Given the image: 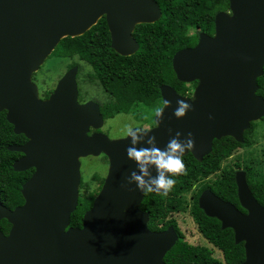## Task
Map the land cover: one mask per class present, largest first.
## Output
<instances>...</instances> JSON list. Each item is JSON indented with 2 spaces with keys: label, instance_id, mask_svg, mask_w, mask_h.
I'll return each mask as SVG.
<instances>
[{
  "label": "water",
  "instance_id": "water-1",
  "mask_svg": "<svg viewBox=\"0 0 264 264\" xmlns=\"http://www.w3.org/2000/svg\"><path fill=\"white\" fill-rule=\"evenodd\" d=\"M229 9L215 14L213 35L201 32L193 47L173 55L177 79L198 83L192 98L160 86L163 113L155 114L149 133L158 148L176 133L181 139L190 133L193 146L183 156L190 152L201 161L214 139L231 136L243 143L251 122L264 117V98L256 93L264 66V0H229ZM161 14L155 0H0V112L6 111L15 134L28 138L7 149L24 153L12 164L14 171L35 169L23 185V205L11 210L0 203V220L11 224L7 235L0 231V264H166L164 256L179 236L173 226L147 227L148 214L140 209L145 191L127 181L135 170L126 157L128 137L112 142L102 132L89 133L102 126L103 116L97 102H79L78 67L68 69L46 99L32 82L63 38L84 34L101 17L112 49L130 56L139 47L135 27ZM181 99L192 107L177 118L173 111ZM100 153L109 158L108 175L82 226L72 227L79 158ZM235 182L246 213L209 188L198 206L222 229H232L236 244L243 243L241 264H264V206L253 197L244 171L236 172Z\"/></svg>",
  "mask_w": 264,
  "mask_h": 264
},
{
  "label": "trees",
  "instance_id": "trees-1",
  "mask_svg": "<svg viewBox=\"0 0 264 264\" xmlns=\"http://www.w3.org/2000/svg\"><path fill=\"white\" fill-rule=\"evenodd\" d=\"M155 1L160 6L161 17L154 23L135 27L133 36L139 47L134 54L122 56L112 49L103 16L84 34L63 38L50 55L56 61L77 58L89 65L91 70L87 72L88 79L97 83L108 96L107 102L100 105L104 118L126 114L138 121H145L147 118L141 114V109L152 110L155 116L156 109L163 104L160 95V86L163 84L172 86L182 96L188 94V87L177 79L171 60L177 51L195 45L199 32L209 34L213 30L216 14L211 11L213 0ZM192 29L195 34L190 35ZM78 61L71 62L68 66L78 67L77 76L82 68ZM257 83L256 93L264 98V66ZM51 92L47 91L45 97ZM78 100H83L81 94L78 95ZM260 120L264 122V117ZM255 127L251 123L248 132L254 134ZM246 135L247 131L243 143L235 141L231 136L214 139L212 150L201 161L196 160L190 152L186 153L182 156L184 172L172 176L175 184L167 194L144 192L140 209L148 214L149 230L161 231L173 226L179 236L164 256L166 264H241L244 261L243 243L236 244L232 229H222L217 219L205 215L198 206V197L203 190L209 188L217 196L241 208L235 172L236 169H243L253 197L264 205V173L245 160L238 159L239 161L231 164L226 162L239 148L249 143ZM16 137L12 125L8 123L4 113H0V199H6L5 202L8 203L17 200L15 205L23 202L20 187L29 176V173L14 171L12 167L17 152L10 151L7 147L15 144ZM102 184L103 180L96 190L80 192L77 207L70 217V226H82L83 216L91 208ZM188 193L189 214L198 231L212 247L190 244L185 240L176 220L167 217L168 209H175L178 201ZM0 226L7 233L11 224L2 219ZM214 248L221 252V259L214 256Z\"/></svg>",
  "mask_w": 264,
  "mask_h": 264
},
{
  "label": "rangeland",
  "instance_id": "rangeland-1",
  "mask_svg": "<svg viewBox=\"0 0 264 264\" xmlns=\"http://www.w3.org/2000/svg\"><path fill=\"white\" fill-rule=\"evenodd\" d=\"M211 11L226 12L229 13V1L228 0H213ZM190 31H193L190 30ZM213 32V30H212ZM78 61L77 58L55 60L49 55L43 64L40 66L32 76V82L37 85L38 95L40 99L45 97V93L49 90L53 91L63 76V74L70 69L68 66L71 62ZM82 66L80 73L76 77L78 92L83 96V100L80 103L86 101H94L99 105L107 102L108 96L103 89L94 82H91L87 77V72L91 70L89 65L83 61H78ZM193 82H184L188 87V94L185 97H193ZM163 107V105H162ZM161 107V108H162ZM141 114L145 118H152V110H140ZM255 124L254 134L247 131V141L249 142L246 146L239 148L235 154H233L226 162L234 163L236 161L245 160V162L254 165L259 172L264 173V122L261 120L251 122ZM142 127L152 130L156 127V122L152 124L140 122L134 119L131 115L118 114L113 118L107 117L103 119L102 126L99 129L90 128L89 133L102 132L108 136L110 141H119L125 139L127 136L124 135L127 126ZM245 132L243 138L245 142ZM80 161V176L81 182L83 183L84 190H96L100 185L101 180H105L109 171V158L105 153H100L97 156L88 155L79 158ZM81 184V183H80ZM190 193L181 198L178 201L175 209H168L167 217H172L176 220L177 225L184 235L185 240L193 245H206L212 247V245L201 235L198 231L196 224L189 214L190 207ZM160 224L162 223L159 221ZM214 256L221 259V252L214 248Z\"/></svg>",
  "mask_w": 264,
  "mask_h": 264
},
{
  "label": "clouds",
  "instance_id": "clouds-1",
  "mask_svg": "<svg viewBox=\"0 0 264 264\" xmlns=\"http://www.w3.org/2000/svg\"><path fill=\"white\" fill-rule=\"evenodd\" d=\"M165 103L167 104V101ZM191 107L185 100H178L173 115L177 118L183 117ZM162 113V108L156 109L157 116ZM150 131L148 128L131 125L125 129L124 135L129 139L126 157L135 164V170L131 171L127 181L129 184L135 183L136 188L141 191H163L167 194L175 184L172 176L184 172L182 156L185 150L193 146V141L190 133L187 139H181L180 133H176L163 148H158L155 136L149 135ZM153 170L155 176L152 175Z\"/></svg>",
  "mask_w": 264,
  "mask_h": 264
},
{
  "label": "flooded vegetation",
  "instance_id": "flooded-vegetation-1",
  "mask_svg": "<svg viewBox=\"0 0 264 264\" xmlns=\"http://www.w3.org/2000/svg\"><path fill=\"white\" fill-rule=\"evenodd\" d=\"M229 1V0H228ZM229 11H230V9H229ZM201 32H199L198 33V37H199V34H200ZM192 34H195V31H190V35H192ZM210 35H213L214 34V27H213V32L211 31L210 33H209ZM194 46V45H193ZM193 46H190V47H193ZM193 83H195V84H193V90L195 89V87H196V85H197V81H194ZM193 93H194V91H193ZM47 97H44L43 99H46ZM163 105V104H162ZM101 107V106H100ZM162 107V106H161ZM101 110V109H100ZM0 113H4V115L6 116V111H2V112H0ZM102 113V112H101ZM124 115H126V114H124ZM102 116H103V114H102ZM116 115H114L113 117H115ZM113 117H110V118H113ZM103 119H105L104 118V116H103ZM140 122H144V124L145 123H150V124H152L153 122H154V115L152 116V118L150 119V118H147L145 121H140ZM250 127H251V124H250ZM250 127H249V129H250ZM249 129H247L246 131H249ZM17 135V137H16V139H15V144H11V145H17V146H21V145H24L27 141H28V138L23 134V133H20V134H16ZM14 152H17V156H16V158H15V160L13 161V163L15 162V161H17V160H19L20 158H22L23 156H24V153L23 152H19V151H14ZM239 170H242V171H244L243 169H236V172L237 171H239ZM34 171H35V169L33 168V167H30V168H28V169H25V170H22V171H17V172H22V173H29V176H27V178L24 180V182H22V184H21V187H20V194H21V196H22V199H23V202L21 203V204H14V202L16 203V201L17 200H11L9 203L8 202H5V200L6 199H4L3 201H1V199H0V203L3 205V206H5L6 208H9V209H14V208H16V207H19V206H21V205H23L24 203H25V199H24V196H23V194H22V188H23V185L32 177V175H33V173H34ZM236 172H235V174H236ZM245 172V171H244ZM103 182H104V180H103ZM80 183H81V181H80ZM237 187V186H236ZM250 189V188H249ZM79 191H80V185H79ZM251 191V190H250ZM238 196V195H237ZM219 197V196H218ZM221 198V197H220ZM222 199V198H221ZM224 200V199H223ZM225 201H227V200H225ZM227 202H229V201H227ZM238 202H239V200H238ZM258 202V201H257ZM230 203H232V204H234L235 205V207L238 209V210H240L241 212H243V213H246V210L244 209V208H242L241 206H240V203H239V206L241 207V208H239L235 203H233V202H230ZM259 203V202H258ZM260 204V203H259ZM262 205V204H261ZM262 206H264V205H262ZM210 218H212V217H210ZM216 219V218H215ZM2 220V219H1ZM0 220V221H1ZM162 224V223H161ZM11 227V226H10ZM9 230H10V228L8 229V231H7V233H4L3 232V230L1 229V226H0V231L4 234V235H7L8 234V232H9ZM154 231H156V230H154Z\"/></svg>",
  "mask_w": 264,
  "mask_h": 264
}]
</instances>
